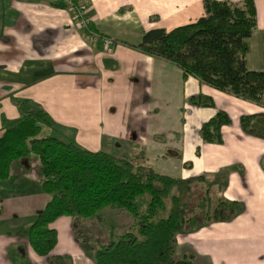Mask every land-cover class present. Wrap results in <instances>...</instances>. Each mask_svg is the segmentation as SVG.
Returning <instances> with one entry per match:
<instances>
[{
    "label": "crops",
    "instance_id": "0c3cea01",
    "mask_svg": "<svg viewBox=\"0 0 264 264\" xmlns=\"http://www.w3.org/2000/svg\"><path fill=\"white\" fill-rule=\"evenodd\" d=\"M253 1L257 26L247 40L246 66L264 74V0ZM75 4L86 11L85 29L76 27L71 11L47 0H0V137L4 124L20 118L16 102L28 101L54 122L53 128H41L40 137L58 135L128 161L142 157L158 173L182 180L201 177L212 184L211 199L236 203L240 212L178 235V255H190L192 264H264V140L240 127L242 116L264 113V91L258 104L245 101L192 76L184 79L175 64L131 47L146 31L170 32L194 23L204 16L202 0ZM106 40L112 43L107 46ZM198 96L211 98L214 108L189 103ZM218 111L230 124L221 128V144H205L199 129ZM49 201L38 157L28 154L12 162L8 178L0 181V264H50L58 257L94 264L100 243L78 233L87 231V221L109 217L118 230L110 218L123 214L128 217L123 229L134 224L115 209L89 220L60 217L50 225L56 246L42 258L27 233Z\"/></svg>",
    "mask_w": 264,
    "mask_h": 264
},
{
    "label": "trees",
    "instance_id": "16d2710c",
    "mask_svg": "<svg viewBox=\"0 0 264 264\" xmlns=\"http://www.w3.org/2000/svg\"><path fill=\"white\" fill-rule=\"evenodd\" d=\"M202 4L204 16L194 23L170 32L146 31L140 43L131 47L175 64L184 79L192 76L218 91L258 104L264 91V74L249 71L246 66L247 40L257 26L254 1L234 4L202 0ZM189 103L214 108L213 100L205 96L193 97ZM16 106L20 118L4 124L0 137V181L8 178L12 162L28 154L38 157L41 187L50 201L27 233L37 256L49 258L56 246L57 234L50 225L58 218L92 219L104 209H115L130 214L133 227L93 252L94 264H192L191 256L175 259L176 236L203 227L195 225L185 204L192 186L206 183L203 178L177 179L104 152L86 150L56 135L40 137L43 126H54L50 116L28 101H18ZM229 124V117L218 111L201 125L202 142L221 144V128ZM240 127L245 134L264 140V113L242 116ZM206 186L199 204L202 210L211 206L212 184ZM142 196L149 199L147 211L140 216L136 200ZM167 200L168 214L159 218L158 212ZM239 212L236 203L218 202L208 222H225ZM68 261L63 257L49 259L50 264Z\"/></svg>",
    "mask_w": 264,
    "mask_h": 264
},
{
    "label": "rangeland",
    "instance_id": "374dc122",
    "mask_svg": "<svg viewBox=\"0 0 264 264\" xmlns=\"http://www.w3.org/2000/svg\"><path fill=\"white\" fill-rule=\"evenodd\" d=\"M56 136H58V135H56ZM59 137L61 138V136H59ZM63 139L67 140L65 138H63ZM134 158H137V157H134ZM131 161L136 165H141L142 167H148V168L153 169L152 167L146 165L144 158H142V157L137 158L136 161H134V160H131ZM154 171L156 173H158L156 170H154ZM158 174H160V173H158ZM206 185L207 184L195 183L194 186H192V192L190 193V195H188L185 198V204L187 205L188 212H189L188 216L190 218L195 219V221H196L195 225H198V224H203V226L206 225L208 220H210L212 218L213 210L218 205V202H220V201H216L214 199H211L209 197V200H210L209 204H211L210 208H208V209L206 208V210H202V208L199 207V204H200V202L204 196L203 192L205 191V187H207ZM148 199H149L148 196H142L136 200L137 210H138L140 216L143 215L147 211ZM169 208H170V202L167 200L164 203V208L162 210H159L158 217L159 218L166 217L168 214ZM124 213L127 214L129 216V218H133L130 214H128L126 212H124ZM108 218L102 217V218H97L96 220L87 221L88 222V223H86L87 227H88V228H86L87 231L80 229L78 232L80 235V238L85 239V240L87 239L91 242H94L95 244H97L99 242L100 246H101L102 244L108 243L109 241L113 240L116 237V235L118 236L119 234H122V233L130 230L133 227V221H132L131 228H124L123 229V227L126 225V222L128 221V217H125L123 214H121L120 217L116 218L117 220L115 218H112V217L110 218L116 222L115 224H116V228H118V230L114 229L113 228L114 226L111 227V225L108 224ZM83 220H89V219H83ZM105 220L107 222H105ZM199 229L194 230L193 232L198 231ZM115 231L118 233L116 234ZM193 232H189V233H193ZM182 234H185V233H182ZM178 235H180V234H178ZM178 235L176 236L175 254H174V257L177 260L184 257V256H190V255H183V256L178 255V253H177V237H178Z\"/></svg>",
    "mask_w": 264,
    "mask_h": 264
},
{
    "label": "built area",
    "instance_id": "2783aa9c",
    "mask_svg": "<svg viewBox=\"0 0 264 264\" xmlns=\"http://www.w3.org/2000/svg\"><path fill=\"white\" fill-rule=\"evenodd\" d=\"M50 4L54 6H62L63 8L71 11L74 15L76 21V27L80 29H85L88 25L89 19L87 18L86 11L84 8L75 4V0H47ZM112 42L106 40V45L109 46Z\"/></svg>",
    "mask_w": 264,
    "mask_h": 264
}]
</instances>
